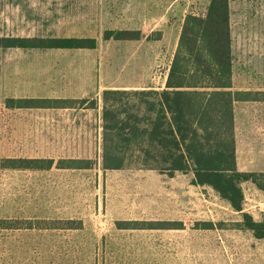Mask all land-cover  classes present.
<instances>
[{"label": "rangeland", "instance_id": "rangeland-1", "mask_svg": "<svg viewBox=\"0 0 264 264\" xmlns=\"http://www.w3.org/2000/svg\"><path fill=\"white\" fill-rule=\"evenodd\" d=\"M209 3L0 0V36L99 42L95 49L0 48V157L95 162L80 170H0V218L83 222L78 229L0 228V264H264V238L242 229V214L213 188L192 184V174L102 168L103 90L161 89L185 15L203 14ZM231 25L236 89L264 91V0H231ZM108 29L143 37L104 40ZM160 30L161 39L147 38ZM12 97L89 101L72 109L6 108ZM236 138L240 169L264 171V99L237 105ZM243 188L244 211L262 220L264 192L251 181ZM122 220L178 225L120 229Z\"/></svg>", "mask_w": 264, "mask_h": 264}, {"label": "trees", "instance_id": "trees-1", "mask_svg": "<svg viewBox=\"0 0 264 264\" xmlns=\"http://www.w3.org/2000/svg\"><path fill=\"white\" fill-rule=\"evenodd\" d=\"M163 31L148 35L161 39ZM137 29H108L104 40H140ZM93 37L0 36V48L95 49ZM235 57L231 0H210L203 14L188 13L163 89H104L102 92V168L151 169L170 177L192 174V184L209 186L242 214L237 224L264 238V218L244 211L243 183L264 192V171L239 168L236 106L264 99V91L238 90L234 85ZM87 99L51 97L7 98L5 107L82 108ZM91 158L0 157V170L48 171L90 169ZM201 224V223H200ZM120 229L177 228L175 221H117ZM182 225V224H181ZM214 225L212 222L205 226ZM74 219L0 218L3 229H78Z\"/></svg>", "mask_w": 264, "mask_h": 264}, {"label": "crops", "instance_id": "crops-1", "mask_svg": "<svg viewBox=\"0 0 264 264\" xmlns=\"http://www.w3.org/2000/svg\"><path fill=\"white\" fill-rule=\"evenodd\" d=\"M178 40H179V37H178ZM169 68H170V66H169ZM167 76H168V74L166 75V77H165V80H164V83H163V85H162V87H161V89H163V88H165L166 87V81H167ZM234 85H235V82H234ZM151 88V87H150ZM236 88V87H235ZM239 90V89H238ZM246 102V101H245ZM239 103H241V102H239ZM238 103V104H239ZM237 104V105H238ZM236 113H237V106H236ZM237 153H238V149H237ZM238 164H239V162H238ZM240 168V167H239ZM242 170V169H241ZM246 171V170H245Z\"/></svg>", "mask_w": 264, "mask_h": 264}]
</instances>
